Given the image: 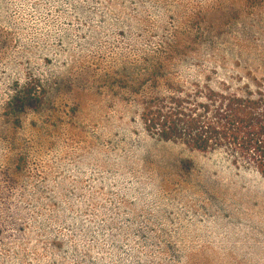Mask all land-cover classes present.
<instances>
[{"label": "rangeland", "instance_id": "1", "mask_svg": "<svg viewBox=\"0 0 264 264\" xmlns=\"http://www.w3.org/2000/svg\"><path fill=\"white\" fill-rule=\"evenodd\" d=\"M193 82L264 88V3L0 0V264H264V176L141 122Z\"/></svg>", "mask_w": 264, "mask_h": 264}, {"label": "trees", "instance_id": "2", "mask_svg": "<svg viewBox=\"0 0 264 264\" xmlns=\"http://www.w3.org/2000/svg\"><path fill=\"white\" fill-rule=\"evenodd\" d=\"M37 99L29 83L17 97L24 104ZM140 119L150 135L181 140L201 152L224 150L264 176V88L254 90L247 84L238 92L209 82L169 84L167 92L145 99Z\"/></svg>", "mask_w": 264, "mask_h": 264}]
</instances>
